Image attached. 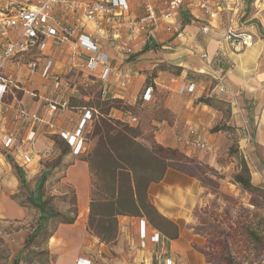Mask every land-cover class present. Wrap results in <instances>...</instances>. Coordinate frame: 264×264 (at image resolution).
<instances>
[{
    "label": "crops",
    "instance_id": "crops-1",
    "mask_svg": "<svg viewBox=\"0 0 264 264\" xmlns=\"http://www.w3.org/2000/svg\"><path fill=\"white\" fill-rule=\"evenodd\" d=\"M211 1L214 5L218 3V0ZM225 3L221 15L213 20L199 9H181L177 16L176 31H168V23L161 22L160 28L154 33L153 43L144 45L136 39L132 54L119 49L113 39L116 31L126 34L123 26L107 28L100 46L108 53L113 67L108 82L100 79L101 67L97 70L86 67L89 54L76 49L74 41L59 40L61 32L56 37L58 40H48L43 53L26 54L23 58L16 57L9 61L4 72L20 88L13 89L5 102L0 103V130L16 138L20 153L31 156L25 169L34 162L41 165V157L54 148V134L75 132L86 110L98 111L93 107L98 99L121 100L122 104L131 105L134 110L112 107L110 116L139 126L143 138L149 136L162 146L178 149L201 166L222 167L219 156L221 142L227 131L213 132L212 128L219 123H232L243 130L242 149L245 155L248 153L254 159L253 182L257 185L264 183V0H225ZM132 12L139 14L141 10L134 7ZM59 15L71 23L78 21L75 17L63 15L61 11ZM230 21L238 31L254 35L251 46L235 50L226 40L224 35ZM204 25L210 26L209 32H202ZM83 31L98 34L93 23H87ZM149 44L151 47H147ZM204 51L210 59H222L221 73L225 76L227 90L218 96L230 102V118L224 117L221 110L199 101L201 96L214 94L216 90L209 74L210 67L201 56ZM28 57L39 61L36 70L28 68ZM49 59L53 60L51 72L58 74L61 79L59 84L42 74V68ZM153 72V95L150 100H143V90ZM122 80L127 81L125 86ZM190 82H196L193 91L188 90ZM64 100L68 101V107L52 115L48 110L49 104ZM23 109L39 114L42 121L25 124L18 114ZM132 117L137 120L131 121ZM29 137L32 139L29 140ZM196 137L206 144L205 148L187 144L188 140ZM246 140L252 142L246 143ZM3 150L0 144V216L6 217L5 214L9 215L11 211L15 213L13 216H21L15 219H22L30 213L31 208L20 205L22 210L16 201L8 197L16 180H11L13 177L9 179L8 173L12 167L6 161ZM73 155L70 153L68 156ZM38 170L36 168L33 173ZM62 181L76 192L78 217L74 223H61L56 228L48 244L51 256L55 264H78L81 258L90 259L91 264H95L90 253L93 249L85 245L90 241L87 221L92 200V174L88 161L74 155V161L66 167ZM200 189L196 175L169 167L160 181L150 184L148 195L163 215L175 220L182 215L184 208L196 200ZM141 219L138 216H119L120 229L127 234L129 227L122 225V222L130 221L135 225L139 245ZM155 230L148 222L149 236ZM90 237L95 238L93 235ZM164 237L163 234L159 244H154L149 238L146 249L140 246L141 264H152L155 251H166L175 240H166ZM95 246L98 247V258L101 257L98 264H117L108 252L119 245L102 242L98 237Z\"/></svg>",
    "mask_w": 264,
    "mask_h": 264
},
{
    "label": "rangeland",
    "instance_id": "rangeland-1",
    "mask_svg": "<svg viewBox=\"0 0 264 264\" xmlns=\"http://www.w3.org/2000/svg\"><path fill=\"white\" fill-rule=\"evenodd\" d=\"M36 1L0 0V10L6 6L9 8L27 6ZM212 79L216 82L213 77ZM101 109L97 104L98 111L93 112L92 118L84 126L86 148L85 152L83 151L84 153L78 156L79 158H88V160L93 158V152L98 143V136L94 132ZM224 110H227V112L224 111L225 117L230 118L232 110L228 111L226 106ZM229 126L224 141L221 142L223 143L219 156L221 168H210L198 164L184 165L191 174L198 177L201 189L196 200L189 204L188 208L183 209L181 213L183 216L173 219L178 226V237L169 246L167 244V250L172 255L175 264H264V183L258 185L262 187V191L250 193L233 181V174L240 168L239 157L245 156L251 169V175L254 173H252L254 159L248 153L245 155L242 149L244 147L243 130L238 129L232 123ZM250 132L252 133V129ZM250 141L246 140V143ZM143 142L148 143L145 140ZM3 153L12 167L9 169V179L13 177L11 180H16L8 197L16 201L19 206H26L30 204L29 194L19 181L13 163L7 157L11 155L15 161V155L7 149H4ZM59 154L60 148L54 147L50 156L41 157L40 166L34 162L24 170L30 190H36L39 178L46 169L41 160L43 162L45 160L55 161ZM73 161L74 155L64 156L61 164L52 170L43 187L44 197L51 199L50 204L62 212H68L74 201L72 188L62 181L66 167ZM91 167L92 198H98V158L94 163L92 161ZM36 168H39L38 172L33 173ZM65 192H68L67 195H64ZM21 206L20 208L24 210ZM30 208V213L22 219H15L21 216H13L15 213L11 211L9 215L5 214L6 217L0 216V264H14L15 257L24 248L26 239L39 218L38 209ZM8 210L11 209L8 208ZM124 224L129 227L128 234L119 226L117 239L110 243L119 246L108 253L113 255L117 264H141V250L135 225L130 221L122 222V225ZM59 225V221L54 220L50 223V228L56 229ZM250 233H256L258 238L250 236ZM88 234L95 238L88 235L90 241L85 245L93 249V253H90L93 255L94 263L98 264V261H101V257L98 258V247L95 246L98 244V236L89 231ZM164 236L166 240L169 238ZM94 239L96 241H93ZM48 244L49 241L40 236L31 247L25 250L24 259L20 264H55L51 252H48L50 250ZM152 264L155 262L152 261Z\"/></svg>",
    "mask_w": 264,
    "mask_h": 264
},
{
    "label": "built area",
    "instance_id": "built-area-1",
    "mask_svg": "<svg viewBox=\"0 0 264 264\" xmlns=\"http://www.w3.org/2000/svg\"><path fill=\"white\" fill-rule=\"evenodd\" d=\"M138 7L141 12L133 14L132 9ZM225 0H218L214 5L211 0H37L35 3L27 6H6L0 10V103L5 102L7 95L12 93L13 89H19L4 69L9 61L14 58H23L26 53L34 47L43 53L48 45L50 38H56L59 35L61 42L74 41L76 49L89 54L86 58V67L90 70H97L101 67L100 79L108 82L112 74L113 67L110 64V57L103 51L100 42L105 35L107 28L121 25L126 34L116 31L113 33V39L117 47L128 54L134 52L133 42L139 39L146 45L154 41V33L160 28L161 22L168 23V31H176L177 16L181 9H199L204 12L211 20L218 18L225 9ZM65 16L75 17L78 21L75 23L64 20L59 12ZM87 23H93L98 34H91L83 31ZM210 31L209 25L202 26V32ZM225 38L235 48L243 50L254 43V35L251 32H240L230 24L226 27ZM202 57L207 61L211 77L215 79V89L220 92L227 90L225 76L221 73L222 59L216 57L210 59L204 51ZM27 66L32 70L39 67L37 59L28 60ZM53 60H46L42 68V74L45 77L53 78L57 84L61 81L58 74L51 72ZM122 84H127L122 80ZM196 82L188 84V90L193 91ZM153 87L150 86L145 94V99L150 100L153 94ZM68 101L60 103H50L49 112L56 115L61 109L68 107ZM19 117L29 125L42 121L37 113L29 112L25 109L19 111ZM92 118L90 109L86 110L75 132L62 131L60 134L65 137L73 147V153L78 154L86 148L83 129L87 121ZM131 121L137 119L132 117ZM53 127V124H51ZM32 137H29V140ZM0 144L4 149L11 150L14 153L15 161L19 166L25 168L31 161V156L20 153L17 149L16 138L5 131L0 130ZM188 145L205 148L206 144L198 137L187 141ZM50 152H45L49 154ZM140 221V246L147 248L149 238L154 244H159L163 240V234L156 229L150 236L147 232L148 221L141 217ZM155 264H175L172 255L166 250L155 252ZM78 264H91V260L81 258Z\"/></svg>",
    "mask_w": 264,
    "mask_h": 264
},
{
    "label": "trees",
    "instance_id": "trees-1",
    "mask_svg": "<svg viewBox=\"0 0 264 264\" xmlns=\"http://www.w3.org/2000/svg\"><path fill=\"white\" fill-rule=\"evenodd\" d=\"M150 44L147 47H151ZM31 53H39L38 48L34 47L26 53V56ZM27 59L30 60L29 57ZM154 76L155 72L148 77L147 86L143 90V100H146L145 94L148 87L155 88V84L151 81ZM213 93L201 96L199 101L221 110L223 113L227 112L224 110V106L229 111L231 109L230 102L218 96L223 92L214 90ZM97 104L102 108L94 132L98 136V143L94 149L93 158L91 160L84 158L88 161L90 170L92 169V161L94 163L95 159L98 158V198H92L90 203L88 231L98 236L102 242L113 243L119 234V216L129 215L145 217L151 226L163 232L170 239H176L178 237L177 224L158 210L149 198L148 188L152 182L160 181L169 167L182 169L193 175L184 165L197 164L196 160L184 155L178 149L162 146L149 136L143 138L139 126H133L129 122L110 116L112 107L131 111L134 110L131 105L122 104L121 100L102 101L100 99L93 107L97 108ZM91 112L93 116L94 111L91 110ZM226 118L228 117L226 116ZM229 127L227 123H219L212 128V131H226ZM52 138L55 141L54 147L60 148V154L55 161L45 160L43 162L41 160L46 169L42 172L35 191L29 189L24 172L25 168L19 166L11 155L7 156L16 169L19 181L29 194L28 201L30 204L24 207H34L39 211V218L26 239L24 248L15 257L14 264H20L23 261L25 250L31 247L40 236L45 240H50L56 230L50 228L52 221L57 220L60 224H70L74 223L78 217V203L74 188L70 187L73 190L74 201L68 212L56 209L50 204L51 199L44 197L43 187L52 170L61 164L64 156L70 153L74 154L72 145L60 133L54 134ZM143 140L148 143L145 144ZM53 149L44 157L50 156ZM84 152L74 155L79 156ZM239 161L240 168L233 174V181L250 193L262 191V187L252 181L251 169L245 156H240ZM67 193L65 192L64 195ZM250 236L257 237V234L250 233Z\"/></svg>",
    "mask_w": 264,
    "mask_h": 264
}]
</instances>
